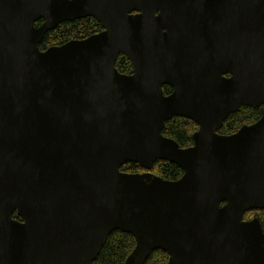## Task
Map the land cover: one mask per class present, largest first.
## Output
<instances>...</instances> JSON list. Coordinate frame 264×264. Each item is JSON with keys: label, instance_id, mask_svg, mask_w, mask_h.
<instances>
[{"label": "water", "instance_id": "1", "mask_svg": "<svg viewBox=\"0 0 264 264\" xmlns=\"http://www.w3.org/2000/svg\"><path fill=\"white\" fill-rule=\"evenodd\" d=\"M226 13L243 20L244 78L218 104L207 44ZM86 17L102 32L38 51ZM241 105L264 106V0H0V264H93L113 231L133 241L123 264L153 251L165 264H264V230L243 220L264 209V108L216 135ZM174 117L197 125L192 147L160 136ZM156 162L181 177H155Z\"/></svg>", "mask_w": 264, "mask_h": 264}, {"label": "trees", "instance_id": "2", "mask_svg": "<svg viewBox=\"0 0 264 264\" xmlns=\"http://www.w3.org/2000/svg\"><path fill=\"white\" fill-rule=\"evenodd\" d=\"M97 26L90 19L76 21L70 24H61L50 33L46 34L39 48L52 45L58 46L69 40L83 39L90 35ZM125 61L117 58L115 68L123 70ZM259 112L250 109H243L239 115L230 116L226 121L222 134L229 135L235 132L242 125H249L258 117ZM195 131L193 123L187 120L174 118L164 124L162 134L176 143L179 148L191 146V134ZM119 172L126 174H137L141 170L132 164L123 165ZM155 177L165 181H175L181 176V171L168 163L156 162L149 171ZM256 217L260 226L264 229V209L262 211H250L244 215V220ZM12 219L17 220L14 216ZM133 241L129 235L116 231L111 232L105 239L99 254L93 264H123L124 259L131 252ZM166 255L160 251L150 253L144 264H165Z\"/></svg>", "mask_w": 264, "mask_h": 264}, {"label": "flooded vegetation", "instance_id": "3", "mask_svg": "<svg viewBox=\"0 0 264 264\" xmlns=\"http://www.w3.org/2000/svg\"><path fill=\"white\" fill-rule=\"evenodd\" d=\"M228 13H226V15H225L226 19L224 21H222L220 23H219V21L215 22V24L222 25V26L224 25V27H221V28L216 27V28L210 29V35H209L210 38L208 39V44H207L208 57L210 58V61L212 60V63L210 65L212 71H210L209 80L206 81L205 93L208 97L215 96L218 99V100H215V103H218V104L223 103V102H221V103L218 102L220 100V98H222V95H223V98H225V101L231 100V101L235 102V100L238 99L240 96L241 83L243 82V78H244V24H243V20L239 19V13L237 14V17L232 16L231 19H229ZM135 14L136 13L131 12L128 15L134 16ZM85 19H90L97 26V28L87 37L92 36V35H96V34L102 32L100 25L95 20H93L92 18H88V17L83 18V19L74 20L72 22H64L61 24H70V23L85 20ZM40 24H41V21H38V22L34 23L33 26L35 28H37ZM61 24H59V25H61ZM53 30H51V31H53ZM51 31L47 32L46 34L50 33ZM45 35L43 36L40 43L43 41ZM87 37H85V38H87ZM85 38H83V39H85ZM83 39H77V40H83ZM69 41H72V40H69ZM69 41H67V42H69ZM192 41H194V39H192ZM40 43L38 44V51H40V52H43L44 50H46L48 48L59 47L62 44H64V43H62L61 45H58V46L48 45V46H45L44 48L40 49L39 48ZM119 57L124 59L125 65L123 67L124 68L123 70L118 71L115 68V62H116L117 58H119ZM174 59L178 60V62L181 61V58L179 55L175 56ZM115 62H114L113 68L117 72V74H119L121 76H128V77L131 76L130 63L123 56L118 55L115 59ZM215 76H217V77L215 78ZM235 77H236V80H234ZM179 81H182L181 77H179ZM159 87H160L159 91H160L161 96L163 98L170 96L174 91L173 88L167 84H161ZM220 90L222 91V93L220 92L221 95L219 94L220 95L219 96L217 92ZM263 108H264V106H260V107L255 108V109L248 108V107H245L243 105L239 106V108L236 112L228 115V117L222 123V127L220 128V130H218L216 132V135L223 136V137L232 136V135L236 134L241 128L254 125L261 118ZM243 109H250V110L258 111L259 114H258L257 119L254 122L250 123L249 125L240 126L232 134H229V135L222 134L223 127H224L226 121L228 120V118L230 116L239 115ZM174 118H177V117H174ZM174 118H171L168 121H170ZM179 119H183V118H179ZM183 120H187V119H183ZM168 121H166L165 123H167ZM187 121H190V120H187ZM190 122L193 123L192 121H190ZM164 124H163V127H164ZM193 125L195 126V131L191 134V146H189V147L179 148L174 141H172L171 139H168L167 137H165L162 134L163 128L160 132V136L164 139L172 141L179 149H187V148H190L193 146L192 136L198 131L197 125H195L194 123H193ZM140 173H143V171L141 170ZM140 173H137V174H140ZM181 175H182V173H181ZM253 218H256V217H253ZM253 218H251V219H253ZM243 220H244V216H243ZM244 221H249V220H244ZM262 230H264V229H262Z\"/></svg>", "mask_w": 264, "mask_h": 264}]
</instances>
